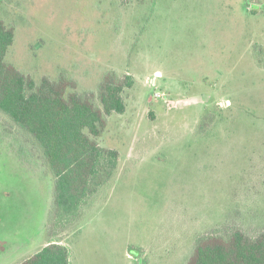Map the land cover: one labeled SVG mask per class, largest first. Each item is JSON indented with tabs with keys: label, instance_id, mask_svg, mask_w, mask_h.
Instances as JSON below:
<instances>
[{
	"label": "rangeland",
	"instance_id": "374dc122",
	"mask_svg": "<svg viewBox=\"0 0 264 264\" xmlns=\"http://www.w3.org/2000/svg\"><path fill=\"white\" fill-rule=\"evenodd\" d=\"M1 20L21 73L97 107L111 74L126 109L97 140L113 179L53 238L55 177L0 112V264L47 240L71 264H188L200 239L264 233V0H0Z\"/></svg>",
	"mask_w": 264,
	"mask_h": 264
},
{
	"label": "trees",
	"instance_id": "16d2710c",
	"mask_svg": "<svg viewBox=\"0 0 264 264\" xmlns=\"http://www.w3.org/2000/svg\"><path fill=\"white\" fill-rule=\"evenodd\" d=\"M14 41V29L1 20L0 112L29 135L55 177L53 238L81 218L115 175L119 153L101 147L97 140L106 129L107 117L125 112V86L107 74L97 95L101 107H97L94 97L78 93L70 80L45 78L37 84L6 61ZM127 79L125 85L132 87L133 80ZM21 264H70V249L62 240L51 241ZM188 264H264V233L252 238L236 231L228 239H200Z\"/></svg>",
	"mask_w": 264,
	"mask_h": 264
},
{
	"label": "crops",
	"instance_id": "0c3cea01",
	"mask_svg": "<svg viewBox=\"0 0 264 264\" xmlns=\"http://www.w3.org/2000/svg\"><path fill=\"white\" fill-rule=\"evenodd\" d=\"M51 241H53V240H51ZM51 241L47 240V241L45 242V244L43 245V248L46 247ZM43 248H42V249H43ZM42 249H41V250H42ZM41 250H40V251H41ZM38 252H39V251H38ZM38 252H37V253H38ZM37 253H36V254H37ZM36 254H35V255H36ZM71 260H72V259H71V257H70V264L72 263Z\"/></svg>",
	"mask_w": 264,
	"mask_h": 264
}]
</instances>
